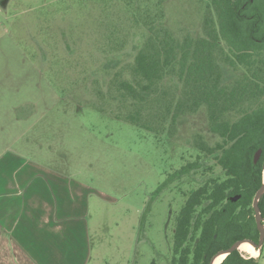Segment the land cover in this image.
Returning a JSON list of instances; mask_svg holds the SVG:
<instances>
[{"label": "rangeland", "instance_id": "1", "mask_svg": "<svg viewBox=\"0 0 264 264\" xmlns=\"http://www.w3.org/2000/svg\"><path fill=\"white\" fill-rule=\"evenodd\" d=\"M206 2L0 0V160L14 158L26 172L44 173L77 202L64 216L72 219L62 220L68 238L50 248L77 245L80 264H170L184 197L222 174L195 142L201 136L213 145L219 137L209 129L205 105L178 117L159 143L123 119L127 109L116 117L112 100L115 82L133 79L130 67L148 28L178 39L201 36ZM259 6L264 18V3ZM217 63L225 84L249 73ZM167 81L170 94L183 95L181 81ZM238 115L232 110L225 117ZM196 159L198 169L175 176Z\"/></svg>", "mask_w": 264, "mask_h": 264}, {"label": "trees", "instance_id": "2", "mask_svg": "<svg viewBox=\"0 0 264 264\" xmlns=\"http://www.w3.org/2000/svg\"><path fill=\"white\" fill-rule=\"evenodd\" d=\"M262 2L207 0L204 33L197 37L178 39L169 30H154L151 25L130 67L133 79L115 82L118 95L112 101L117 104L116 117L148 131L156 142H162V133L170 135L175 130L178 117L201 105L207 107L210 131L219 137L213 145L201 136L195 142L199 152L214 158L212 164L218 165L222 174L208 178L184 197L174 218L170 264H208L218 250L236 240L258 242L252 199L262 183L264 160ZM134 16L138 23L140 16ZM145 18L153 22L152 17ZM220 59L249 73L225 84L217 63ZM171 76L183 83L182 96L168 92ZM255 102V107H245ZM120 108L127 109L122 117ZM232 110H238L239 115L226 119V112ZM258 148L261 155L254 163ZM200 166L196 159L181 166L175 176ZM236 194L240 198L230 201ZM259 208L264 217V195ZM261 258L264 243L258 258L234 250L219 264H260Z\"/></svg>", "mask_w": 264, "mask_h": 264}, {"label": "crops", "instance_id": "3", "mask_svg": "<svg viewBox=\"0 0 264 264\" xmlns=\"http://www.w3.org/2000/svg\"><path fill=\"white\" fill-rule=\"evenodd\" d=\"M4 158L0 160V264H80L77 245L49 247L68 238L62 220L74 209L76 199L44 173L30 174L14 158Z\"/></svg>", "mask_w": 264, "mask_h": 264}, {"label": "water", "instance_id": "4", "mask_svg": "<svg viewBox=\"0 0 264 264\" xmlns=\"http://www.w3.org/2000/svg\"><path fill=\"white\" fill-rule=\"evenodd\" d=\"M260 155H261V148H258L257 151L255 152L254 156H253V162L254 163H256L258 161V159L260 158ZM262 173H263L262 183H261L260 187L256 190V192H255V194L253 196V199H252V207H253V210H254V218H255V222H256V227H257V229L259 231L258 242H253L250 239H239V240H236L228 248H223V249L218 250L210 258V261H209L208 264H214L215 259L218 256H220V255H224V257H226L228 254H230L234 250H239V246L242 243H245V242L251 244L258 251V255L255 256V258H258L259 254H260V251H261V248H262L263 243H264V217L262 216L260 208H259V201L264 195V160H263V163H262ZM239 198H240V195L236 194V195H233V196L230 197V201L236 202Z\"/></svg>", "mask_w": 264, "mask_h": 264}, {"label": "bare ground", "instance_id": "5", "mask_svg": "<svg viewBox=\"0 0 264 264\" xmlns=\"http://www.w3.org/2000/svg\"><path fill=\"white\" fill-rule=\"evenodd\" d=\"M239 250L240 251H243V252H246L252 256H254L255 254H257V250L249 243L245 242V243H242L240 246H239ZM256 256V255H255ZM224 258V255H220L218 256L215 261H214V264H218L219 262L222 261V259Z\"/></svg>", "mask_w": 264, "mask_h": 264}, {"label": "flooded vegetation", "instance_id": "6", "mask_svg": "<svg viewBox=\"0 0 264 264\" xmlns=\"http://www.w3.org/2000/svg\"><path fill=\"white\" fill-rule=\"evenodd\" d=\"M233 196V195H232Z\"/></svg>", "mask_w": 264, "mask_h": 264}]
</instances>
